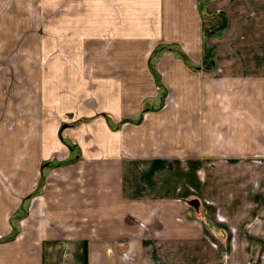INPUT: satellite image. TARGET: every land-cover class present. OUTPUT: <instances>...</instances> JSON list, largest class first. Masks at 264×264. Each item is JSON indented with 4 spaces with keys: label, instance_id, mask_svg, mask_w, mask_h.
I'll use <instances>...</instances> for the list:
<instances>
[{
    "label": "crops",
    "instance_id": "1",
    "mask_svg": "<svg viewBox=\"0 0 264 264\" xmlns=\"http://www.w3.org/2000/svg\"><path fill=\"white\" fill-rule=\"evenodd\" d=\"M53 27L38 116L0 126V264H264V0H71Z\"/></svg>",
    "mask_w": 264,
    "mask_h": 264
},
{
    "label": "rangeland",
    "instance_id": "2",
    "mask_svg": "<svg viewBox=\"0 0 264 264\" xmlns=\"http://www.w3.org/2000/svg\"><path fill=\"white\" fill-rule=\"evenodd\" d=\"M70 5L71 0H5L0 3V11L8 14L6 18L8 20H5L6 25L8 28L12 27L10 32L13 33V35L0 34V45L4 44L3 47L0 46L2 47L0 50V78L2 79L0 81V126L5 123L11 125L13 121L15 123L33 121L32 118H28V111H31L35 117L38 116L40 106L38 95L42 82L29 81L27 74L33 75L32 79H36L35 75L39 73V69L35 61L42 58V44L51 47L55 41L53 26L56 18ZM66 52L63 50L62 57H68ZM52 58L54 55H49L46 59ZM23 59H28V66L23 65ZM11 75L15 76V81L6 80L10 79ZM7 109L14 115L6 116ZM66 130L67 128L62 133ZM64 141L70 143L74 149L78 147L69 139Z\"/></svg>",
    "mask_w": 264,
    "mask_h": 264
},
{
    "label": "trees",
    "instance_id": "3",
    "mask_svg": "<svg viewBox=\"0 0 264 264\" xmlns=\"http://www.w3.org/2000/svg\"><path fill=\"white\" fill-rule=\"evenodd\" d=\"M179 56H180L185 62H188V58L186 57V55L180 53ZM156 83L158 84V86H160V81H159V79H156ZM141 120H142L141 118L138 119V120H137V123H138V122H141ZM63 142H64L65 145H67V147H68L71 151L74 150V147H73L70 143H66L64 140H63Z\"/></svg>",
    "mask_w": 264,
    "mask_h": 264
},
{
    "label": "water",
    "instance_id": "4",
    "mask_svg": "<svg viewBox=\"0 0 264 264\" xmlns=\"http://www.w3.org/2000/svg\"><path fill=\"white\" fill-rule=\"evenodd\" d=\"M65 128H66V127H65V126H63V127H62V131H63Z\"/></svg>",
    "mask_w": 264,
    "mask_h": 264
}]
</instances>
